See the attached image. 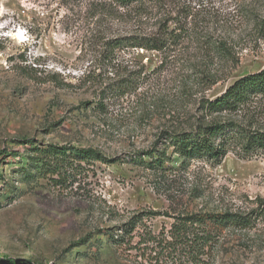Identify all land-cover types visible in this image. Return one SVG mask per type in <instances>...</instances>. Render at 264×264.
Returning <instances> with one entry per match:
<instances>
[{
  "label": "rangeland",
  "instance_id": "rangeland-1",
  "mask_svg": "<svg viewBox=\"0 0 264 264\" xmlns=\"http://www.w3.org/2000/svg\"><path fill=\"white\" fill-rule=\"evenodd\" d=\"M171 33L162 52L105 45ZM212 39L230 56L209 53ZM263 68L264 0H0V264H154L136 233L122 246L105 236L147 212L159 215L138 230L155 234L181 214L250 215L246 229L211 227L206 254L180 264H264V154L186 170L172 156L164 172L144 157L169 156V132L211 123L203 102ZM257 104L248 112L264 128ZM50 145L111 163L73 162L62 179L35 173V149Z\"/></svg>",
  "mask_w": 264,
  "mask_h": 264
},
{
  "label": "trees",
  "instance_id": "trees-1",
  "mask_svg": "<svg viewBox=\"0 0 264 264\" xmlns=\"http://www.w3.org/2000/svg\"><path fill=\"white\" fill-rule=\"evenodd\" d=\"M114 3L127 7L143 0H111ZM154 37L129 35L119 37L106 42V49L110 52L124 49H142L146 51L162 52L167 47L168 41H175L177 36ZM171 39V40H169ZM209 39V38H208ZM205 49L223 59L228 57V50L224 42L206 40ZM230 56V55H229ZM128 85V84H126ZM124 86V85H123ZM264 98V68L254 73L246 74L232 82L226 89L211 100H205L201 109L214 116L211 123L196 125L190 129L179 132H169L166 136L169 156L165 152L146 153L144 157L149 159V166L157 171L170 170L172 156L179 159L178 167L186 170L193 161H201L211 165H218L228 155L233 154L239 159H248L255 154H264V128L256 125L254 116L248 112L256 109L259 100ZM253 105V106H252ZM103 109L102 105H99ZM247 111L245 119L237 121L231 119L222 120L219 117L225 115L235 116ZM258 122V121H257ZM35 157L31 167L35 173L56 175L62 179L73 162L89 163L97 160L111 163L105 160L99 153L90 148H69L63 146H46L35 149ZM47 167V170H45ZM73 169V167L71 168ZM35 175V174H34ZM60 181V180H59ZM258 211L256 217L264 216V201L257 199ZM155 212L136 214L128 222L113 231H106L108 243L116 246L129 243L136 233L138 242L135 245L137 251L142 250L141 257H150L154 264H180L196 263L200 256L206 254L213 240L211 227H238L249 228L253 224L250 215L240 213H196L181 214L172 217V223L168 230H161L155 234L150 229L138 230L142 225L144 216H157ZM167 214H165L166 216ZM168 217V216H167ZM126 238L129 240L126 242ZM85 242L88 240L85 239ZM143 245V248L140 246ZM109 247V246H108ZM148 254V255H146ZM140 255V254H139Z\"/></svg>",
  "mask_w": 264,
  "mask_h": 264
}]
</instances>
